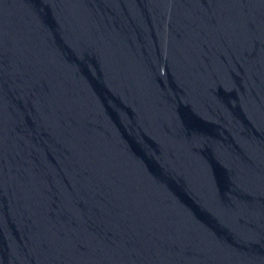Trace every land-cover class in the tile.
<instances>
[{"label": "water", "instance_id": "obj_1", "mask_svg": "<svg viewBox=\"0 0 264 264\" xmlns=\"http://www.w3.org/2000/svg\"><path fill=\"white\" fill-rule=\"evenodd\" d=\"M0 264H264V0H0Z\"/></svg>", "mask_w": 264, "mask_h": 264}]
</instances>
